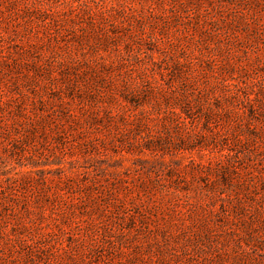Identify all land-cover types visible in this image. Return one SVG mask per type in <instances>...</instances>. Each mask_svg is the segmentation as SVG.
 Returning <instances> with one entry per match:
<instances>
[{
    "label": "rangeland",
    "instance_id": "rangeland-1",
    "mask_svg": "<svg viewBox=\"0 0 264 264\" xmlns=\"http://www.w3.org/2000/svg\"><path fill=\"white\" fill-rule=\"evenodd\" d=\"M0 264H264V0H0Z\"/></svg>",
    "mask_w": 264,
    "mask_h": 264
}]
</instances>
